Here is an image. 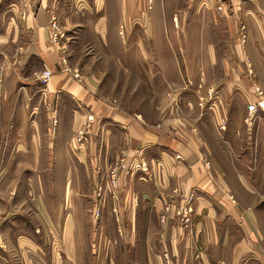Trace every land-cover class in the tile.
<instances>
[{
    "label": "crops",
    "instance_id": "obj_1",
    "mask_svg": "<svg viewBox=\"0 0 264 264\" xmlns=\"http://www.w3.org/2000/svg\"><path fill=\"white\" fill-rule=\"evenodd\" d=\"M210 1L215 8L225 5L218 13L212 8L213 19L200 13V0L185 2L189 9L195 5L197 12L177 18L179 23H189L186 37L197 38V44L180 47L168 40L169 23L176 19L169 11L180 2L155 0L152 10L145 12L139 7L145 6L144 2L112 0V8L115 6L120 14L111 20L105 12L108 0H96L101 15L106 14L96 27L98 32L103 22L108 27L113 22L116 29L119 20L124 25L131 17L132 25L144 22L157 31L158 38H168L167 46H154L152 53L202 55L201 61L179 67L174 74L182 107L191 127L197 129L194 134L182 131L179 120L160 102L171 78L162 64L155 67L159 77L153 84L161 96L154 117L162 119L150 120L151 114L145 117L130 111L109 94L102 70L79 67L66 46L68 39L63 45L66 54L61 42H52L50 0H20L17 5L0 0V166H74L80 159L85 166L95 167L94 180L98 182L105 181L110 168L122 157H127L128 166L143 158L150 170L122 176L119 200L111 208L121 217L118 224L127 219L132 234L139 229L156 231L142 251L136 236L132 238L134 260L143 264H264V110L253 115L248 111V105L259 99L256 85L264 88V0ZM74 19L66 18V27ZM240 21L248 26L244 55L241 61L225 60L220 55L241 53L236 36ZM209 22L215 32L208 30ZM215 34L217 44L211 40ZM225 34L238 37L237 46L221 47L220 38ZM64 55L67 65L62 63ZM46 69L52 72L49 79L44 76ZM212 83L217 85L212 87ZM55 117L58 126L53 131ZM81 128L88 136L83 152L77 154L72 140ZM66 149L72 152L65 154ZM51 172L53 179L59 180V170L54 172L53 168ZM29 180L28 176L24 183ZM56 190L51 206L44 196L39 197L45 202L36 198L37 215L45 214V207L59 208V185ZM192 191L196 196L192 224L184 227L174 215L163 221L164 207ZM93 202L94 213L99 201ZM19 218L26 223V218ZM17 221L15 217L2 221L0 230H14L20 226ZM16 242L34 249V264H45L40 244L33 246L29 238ZM5 245L0 239V248ZM69 246L76 256L77 244ZM9 257L0 249V262L9 263Z\"/></svg>",
    "mask_w": 264,
    "mask_h": 264
},
{
    "label": "rangeland",
    "instance_id": "obj_2",
    "mask_svg": "<svg viewBox=\"0 0 264 264\" xmlns=\"http://www.w3.org/2000/svg\"><path fill=\"white\" fill-rule=\"evenodd\" d=\"M2 1V3L10 2L11 5H17L20 2V0ZM50 1L51 11H49V22L52 42L56 45H60L61 42L62 45L60 46L62 47L66 45L64 42L68 39L70 43L66 46L76 58L75 62L78 63L79 67L88 69L99 68L102 70L103 83L105 81L107 91L110 95L119 98L120 104L124 108L130 111L134 110V112L144 115L145 117L151 114L150 120H161L162 116L154 117V115L157 114V107L161 102L166 111L179 120L182 131L188 130L191 133H196L195 130L197 129L191 127V119L182 107L181 89L178 87L179 83L174 78V74L179 67L187 64L193 65L201 61L202 55L192 53H152L151 51L154 46H167L168 38L166 39V36L158 38L157 31L154 32L149 24L145 26L144 22H137L132 25L131 17L129 23L124 25L121 20H119V23H116V29L113 22H109V27L107 22H103L100 28H98V32L96 27L106 14L111 20L119 17L120 12L118 11L117 13L116 7L114 6L112 8L111 6L112 0H108L107 7H105L106 14L102 12L103 15H101V12L98 10L99 7L96 5V0ZM154 1L155 0H136L139 4L141 2L145 3L143 7L139 5L140 9H143L145 12L152 10ZM172 1H175V3L180 2V4L178 3L176 6H172L169 11L172 16L176 15V19L169 23L171 27L168 31L170 34V39L168 40H170L173 46H195L197 44V38L193 36L186 37L185 32L187 31L185 30H189V23H179L177 18L179 14L183 13L195 14L197 12L195 5L189 9L188 5L185 3L188 0ZM193 1L197 2L199 0ZM200 1V10L203 11H199L208 18H214L212 12L214 9H216L215 11L217 13L224 11L225 5L219 4L215 8L210 3V0ZM70 16H73L75 19L72 21L71 25L66 27L65 19H68ZM239 24L240 27L236 36L239 37L237 38L241 45V53H224L220 55L225 60L236 58V60L241 61V56L244 55L242 46L245 47L248 41V26L244 21H240ZM127 25H129V30ZM207 25L209 27L208 30L212 29L210 32H215L212 27V22H209ZM67 31L68 34H66ZM56 32L59 36L58 39L55 40L53 35ZM107 32L108 34H106ZM154 36H157V38H154ZM237 38L234 35L228 38L225 34V37L220 38L223 40V45H221V47H224L226 50L227 46H237ZM211 40H215L217 44L219 39L215 34L214 37H211ZM71 47L72 49H70ZM63 49L64 54H66L64 46ZM237 49L238 51L240 50L239 48ZM66 57L65 55L62 57V63L67 65ZM86 58L89 59L85 61ZM159 64H162L168 72H171V78L167 79V87L160 102L158 97L161 96L156 94L157 91L155 92V85H153L158 82L159 73L156 68L161 66ZM249 70L252 75V69L250 68ZM77 77H79L78 74ZM215 85L217 84L212 83L211 86L214 87ZM256 88H259V90L264 93V88L260 85H256ZM210 93L212 94V90L209 91V96ZM258 101L259 99L254 103ZM254 103L248 105V111L250 114L252 113L251 115H253L254 112H252L250 107ZM43 105L46 109V105L44 103ZM258 110L263 111V109ZM57 126V118L55 117L53 118V131H56ZM81 131L83 133H80ZM188 131L187 134L189 133ZM87 136L84 128L76 131L74 139L72 140L75 144H73V147L76 146L74 150L75 153L78 154L79 152H83L82 145L87 140ZM69 152L71 153L72 150H65V154ZM17 161L21 162L20 158H18ZM122 161L127 164V157H122L119 163H116L117 165H113L105 177V181H98L99 183L94 180L93 168L95 167L85 166L83 160L80 159L74 166L63 165L60 167H48L22 165L20 163L5 167L0 166V223L13 217H15V220H18L16 223L17 225L20 223V226H17L14 230H7L5 232L0 230V239L6 244L4 247L2 246L3 251H5L7 255H10L8 258L9 263L2 261L0 264H34L33 259H35V256L32 255L34 249L19 246L16 242L19 238H29L33 246H38V244H40L38 249H42V254L44 256L43 261L45 264H143L141 261L136 262L137 260H134L132 238L136 236V239H138L137 241L141 244L139 245V243L136 242L137 247L142 251L146 249L145 245H147L148 240L155 238V235H157L156 231L154 229H139L136 230V234H132L131 225L126 221L127 219H124V224H118L121 223V217L111 208L112 203L119 200L118 184L120 178L124 175L127 177L136 170L142 171L136 168L135 165L145 160L143 158L135 159L132 166L127 165V170L118 169L117 172L114 173L113 170L119 166ZM206 165L210 167L211 163L207 160ZM53 168L54 172L59 170V180L55 177L53 179L51 175V173H53L51 172ZM96 170H98L97 167ZM4 174L6 175L5 178H3ZM28 176L30 180L28 184H25L24 181ZM58 185L59 208L51 210L45 207L46 213H38L37 215L36 212L39 211L37 209L36 198L39 199V196H44L45 200L47 199V204L50 206L55 204L52 203V200L54 202L56 201V188ZM100 187H102V190ZM41 191L42 194L40 193ZM101 192L103 194H100ZM192 192H190L189 195ZM106 193H109L110 196L104 197ZM174 193L179 194V191L175 190ZM45 200L44 198H40L42 202H45ZM183 200L184 199L177 201L173 199L172 203L169 204L173 207V210L170 212L165 213V209L168 205L164 207L162 214V217L164 215L163 221H167L170 216L174 215V218L184 227H189L192 224L193 219L190 224H183L179 219L180 217L176 215V210L182 206ZM93 201H95V203L99 201L98 206L100 208L106 204V208L103 211L101 209L100 216H96V208L98 206L95 207L94 213L92 211ZM102 201L103 203L101 206L100 204ZM195 204L196 200L193 202L194 210ZM110 209L112 212H110ZM12 212L16 215L10 216L9 214ZM194 215L195 213L193 217ZM20 216L26 218V223L19 218ZM9 241H15V244ZM69 243L72 245L74 243L77 244L76 256L75 254L73 255V249L69 246ZM2 248L0 249L2 250Z\"/></svg>",
    "mask_w": 264,
    "mask_h": 264
},
{
    "label": "built area",
    "instance_id": "obj_3",
    "mask_svg": "<svg viewBox=\"0 0 264 264\" xmlns=\"http://www.w3.org/2000/svg\"><path fill=\"white\" fill-rule=\"evenodd\" d=\"M263 27H264V23H263ZM58 33L56 32L53 35V38L56 40L58 39ZM44 76L46 79H49L52 76V72L48 69H46L44 71ZM256 91L259 94V101L257 103H254L250 108L252 110V112H256L258 109H263L264 110V93L262 91L259 90V88H256ZM80 133H83L82 131ZM142 162V163H141ZM140 163H138V165H135L136 168L142 170V171H148L149 170V165L146 161H141ZM127 170V164L125 162H120L119 166H117L113 172H117V170ZM100 189L102 190V187H100ZM100 194H103L102 192ZM194 200H196V196L195 193L192 192L189 196H187L186 198H184L182 206L176 210V215L177 217H180L179 219L183 222V224H190L192 222L193 219V214L195 213L194 207H193V202ZM184 204V205H183ZM171 210H173V207L171 205H168V207H166L165 209V213L166 212H170ZM101 214V208L98 206L96 208V216H100ZM163 219H164V215H163Z\"/></svg>",
    "mask_w": 264,
    "mask_h": 264
}]
</instances>
